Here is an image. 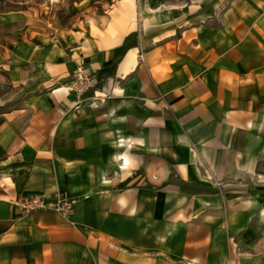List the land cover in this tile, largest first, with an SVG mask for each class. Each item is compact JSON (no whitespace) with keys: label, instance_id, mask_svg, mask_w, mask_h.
Listing matches in <instances>:
<instances>
[{"label":"crops","instance_id":"crops-1","mask_svg":"<svg viewBox=\"0 0 264 264\" xmlns=\"http://www.w3.org/2000/svg\"><path fill=\"white\" fill-rule=\"evenodd\" d=\"M28 29L0 13V264H264V0ZM79 64L96 84L75 111ZM54 192L69 218L13 204Z\"/></svg>","mask_w":264,"mask_h":264},{"label":"rangeland","instance_id":"rangeland-1","mask_svg":"<svg viewBox=\"0 0 264 264\" xmlns=\"http://www.w3.org/2000/svg\"><path fill=\"white\" fill-rule=\"evenodd\" d=\"M113 0H0V13L17 12L28 24V31L42 38L63 40L84 20H98ZM26 16V19H24ZM20 18V17H19ZM28 32V33H29ZM14 36L13 40H21ZM4 107H0V110Z\"/></svg>","mask_w":264,"mask_h":264},{"label":"built area","instance_id":"built-area-1","mask_svg":"<svg viewBox=\"0 0 264 264\" xmlns=\"http://www.w3.org/2000/svg\"><path fill=\"white\" fill-rule=\"evenodd\" d=\"M96 80L82 64H79L72 72L67 90L71 93L70 108L79 110L85 106L86 94L94 87ZM2 176L3 174L0 173ZM76 198L54 192L50 195L34 194L13 204L23 216L31 215L38 211H51L63 218H69L75 211Z\"/></svg>","mask_w":264,"mask_h":264}]
</instances>
